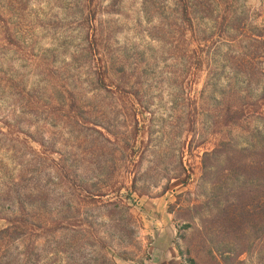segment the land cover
Returning <instances> with one entry per match:
<instances>
[{
    "label": "rangeland",
    "instance_id": "obj_1",
    "mask_svg": "<svg viewBox=\"0 0 264 264\" xmlns=\"http://www.w3.org/2000/svg\"><path fill=\"white\" fill-rule=\"evenodd\" d=\"M236 13L245 36L264 31V0ZM179 25L176 0H0V230L22 209L39 224L74 212L95 248L66 230L36 241L32 264H108L124 250L117 264H264V214L224 222L201 169L219 103L237 92L247 116L258 109L264 55L240 60L229 23L194 21L211 34L202 47ZM75 179L116 205H79Z\"/></svg>",
    "mask_w": 264,
    "mask_h": 264
},
{
    "label": "trees",
    "instance_id": "obj_2",
    "mask_svg": "<svg viewBox=\"0 0 264 264\" xmlns=\"http://www.w3.org/2000/svg\"><path fill=\"white\" fill-rule=\"evenodd\" d=\"M243 1L176 0L180 20L179 27L183 25L181 34L185 35V30L189 29L191 42L196 43L197 47H202L209 43L211 34L205 36L204 32L200 33L197 30L198 34L202 36L197 35L193 25L194 21L199 24L206 17L213 18L223 31H225L226 23L235 29V37H231V40L242 47L243 53H239L240 60H245L248 57L256 59L264 55L261 48L253 51V49L242 46L244 40L257 43L259 39L264 38V31L258 33V36H245L244 30L248 27L244 21L246 17L243 20L236 17L238 4ZM90 13L92 11L87 10L83 18L88 19L91 16ZM232 15H235L233 20ZM239 59L238 61H240ZM105 72V67L100 66L95 73L96 81L101 88H104ZM244 77L242 78L243 83L247 81L246 75ZM118 89L121 91L120 88ZM233 94L231 98H224L219 103L220 107L217 109L219 116L216 115V117H218V123L222 124V130L219 132L220 136L214 147L202 155V175L206 181H209L211 187V196L208 201L217 200L216 205L221 207L218 209H222L218 213L221 215L223 213L224 222L233 223L247 219L255 222L260 220L259 218L264 214V111L261 109L264 106V93L252 104L258 106V109L255 110V114L249 116L245 114L248 107L245 98L238 95L237 92ZM50 161L56 170H60L58 162ZM61 171L64 172V168L61 167ZM78 181L75 179L69 182L86 193L85 196H80L77 199L79 205L96 202L116 205L115 202L105 199L106 192H99L97 195L88 194L85 184H82L81 180ZM221 195L222 199L219 200ZM223 199L225 202H222ZM73 213L67 212L61 218L50 219L39 224L33 221L37 212L30 213L22 209L14 220L9 221L6 228L0 230V264H32L31 256H35L33 253L38 248L36 241L49 237L55 239V235L66 230L73 234H84L85 243L89 241L92 232L88 227V222L86 224L87 219L84 220L85 223L81 222V226H77L78 223L74 222L77 216H74ZM15 244L20 245L18 246L21 248L19 254L11 253L12 247H16ZM86 245L87 247L81 246L79 251L94 248L90 242H87ZM111 253L113 255L105 256L108 264H117L116 258L122 261L129 260L125 250L120 254ZM104 255H106L105 251Z\"/></svg>",
    "mask_w": 264,
    "mask_h": 264
}]
</instances>
